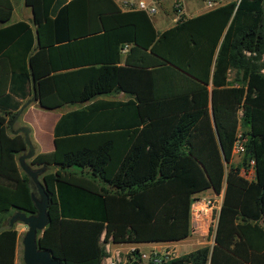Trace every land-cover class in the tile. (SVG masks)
<instances>
[{
    "label": "trees",
    "instance_id": "obj_1",
    "mask_svg": "<svg viewBox=\"0 0 264 264\" xmlns=\"http://www.w3.org/2000/svg\"><path fill=\"white\" fill-rule=\"evenodd\" d=\"M23 1L29 24L9 23L12 6L0 0V219L34 212L16 164L24 141L7 134L5 116L27 100L84 104L58 117L53 150L29 160L46 169L40 248L62 264H100L108 243L182 241L192 196L210 190L221 194L212 244L157 264H264V0L179 14L161 32L112 0ZM112 91L132 98L92 100ZM239 130L244 151L232 164ZM249 160L247 181L239 170ZM16 236L0 230V264H14ZM125 264H143L138 249Z\"/></svg>",
    "mask_w": 264,
    "mask_h": 264
},
{
    "label": "crops",
    "instance_id": "obj_2",
    "mask_svg": "<svg viewBox=\"0 0 264 264\" xmlns=\"http://www.w3.org/2000/svg\"><path fill=\"white\" fill-rule=\"evenodd\" d=\"M112 1L114 2V4L117 6V8L121 12L129 11V10H124L121 8V2L123 0H112ZM133 1H137V0H133ZM142 1L153 6L155 9H156L157 3L159 2V0H142ZM230 1H236V0H224L222 2H217V5H222V4H225V3L230 2ZM9 2L12 6V13H11L9 23H16L19 21H23V22H26L27 24H29L30 22H28V21L31 20V13H30V9L24 5V1L23 0H17L18 7L16 10L14 9V5H13L14 0H9ZM186 4H187V2L185 3V5ZM200 7L201 6H199V8ZM197 9H198V7H197ZM193 10L194 9H190V11H188L187 14H184L183 9H182L181 15L184 18H190V17H194V16L202 13L200 11H199V13H193ZM154 14L150 15V16H148L146 14L145 15L148 16V18L151 21L152 26H153L155 31H156L155 24L158 25L162 31L172 26V25L165 26L167 23V19H168V17L166 15L163 14L161 16L155 17ZM13 15H15L14 19H12ZM175 17H176L175 18V21H176L177 16H175ZM129 98H132V96H129L127 94H124V93H121L118 91H112L109 94L98 95V96L94 97L92 100L101 99V100H107V101H110V100L111 101H126ZM24 104H25V106H24L23 110L20 112V114H18L17 113L18 111H17L15 113L14 117L10 116L12 114L5 116L6 131H7V134L9 136L20 135L22 137V134L19 133L18 130L22 127L27 128L29 142H30L31 146L33 147L34 155L38 154V153H47V152L52 151L53 150L52 129H53L54 123L56 122L58 117L61 114L72 111V110L77 109V108L81 107L82 105H84V104H65V105H62L61 107H59L57 109L45 110V109H41L38 107L37 101L27 100V101L22 102V105H24ZM60 109L62 111H59L55 115L52 114V112L58 111ZM17 114H18V116H17ZM44 136L47 138L46 139L48 142V145L46 144L47 146H45L43 141H42V138ZM19 155H20V153L16 155V159ZM26 164H29V160L26 161ZM31 168L37 169L39 167L31 166ZM44 171H46L45 168H44ZM207 195H210V197L211 196L214 197L213 196L214 194H212V192L210 190L195 194L193 196H199L200 198H207V197H209ZM218 200H219V205H220L221 197ZM217 213L218 212L216 211V216H217ZM204 229H205L204 223L202 226L199 223V231H200L199 236L202 237V235H204L202 232V231H204ZM193 233L194 232H192L191 234H193ZM177 243L178 242L147 243V244L153 245L149 249V250H151V249H157L158 247H169V246H172V245L177 244ZM108 244H111V243H108ZM108 244H106L105 246H107ZM211 244H212V242H211ZM113 245L118 246V247L121 245L125 246L126 251H130V250H133L135 248L139 250L138 246L140 244H113ZM106 250H107V248L105 249V251ZM14 264H15V260H14Z\"/></svg>",
    "mask_w": 264,
    "mask_h": 264
},
{
    "label": "rangeland",
    "instance_id": "obj_3",
    "mask_svg": "<svg viewBox=\"0 0 264 264\" xmlns=\"http://www.w3.org/2000/svg\"><path fill=\"white\" fill-rule=\"evenodd\" d=\"M222 1H224V0H159V2L156 5L154 16L157 17V16H161L163 14L166 15L168 17V19H167V23L165 26H170V25L174 24L175 18H176L175 16H178L179 14H181L182 9H183L184 14H187L188 11H190V9H194L193 13H199V11L204 12L208 9L205 5L207 2L211 3L213 6H216L217 2H222ZM186 2H187V4L185 5ZM13 5H14V9L16 10L18 7L17 0H14ZM196 6L198 7V9ZM199 6H201V7L199 8ZM174 10H176V11H174ZM14 18H15V15H13L12 19H14ZM155 29L157 32L162 31L161 28L156 24H155ZM232 75H233V73L231 72L229 74V78H231ZM59 111H62V110L60 109L58 111H54V112H52V114L55 115ZM20 112L18 114H20ZM18 114H17V116H18ZM238 133H241L240 130L238 131ZM46 139L47 138L45 136L42 138V141H43L45 146L48 145V142ZM238 161H239V159L238 160L237 159H231L232 164H236V163H238ZM41 176H42V174L38 176L39 182L41 181ZM28 182H29V179H28ZM31 187H32V185H31ZM207 196H209V197H207V199L208 198L210 199L212 197V196L210 197V195H207ZM220 196H221V194L218 197H216L217 198L216 201H218ZM11 215L6 214V215L2 216V218L0 219V230H3L5 228H9L8 227V218ZM215 219H216V209L213 210L212 213L209 216H207V218L204 219L205 229H204V231H202L204 234V235H202V237L199 236L200 231L198 229L193 234H189V237L187 239L180 241L177 244H174V245L169 246V247H158L157 249L149 250L153 245L140 244L138 246V248L140 250L139 252L143 253V254H147L149 251H156L157 253L162 254L163 252L167 251V252H169L171 257H176V256H180L182 254H185L189 251H192V250H194L200 246L210 245L212 242V234H213ZM11 228H13L17 233L15 255H14L15 264H23L21 239L24 235V232L26 231V228L20 224H13V226ZM80 228H83L87 231L86 234H84V236L82 237L83 238L82 242H81L82 246L83 247L91 246L92 242L90 239H91L93 232L95 231V227L86 225V226H83ZM107 246L104 247L105 249L107 248V250H106L107 259L113 260V258L117 257L119 260L117 264H125V255L127 252H129V251H126L125 246L121 245L118 247V246H115L113 244H108ZM144 263L145 262H143V264Z\"/></svg>",
    "mask_w": 264,
    "mask_h": 264
},
{
    "label": "water",
    "instance_id": "obj_4",
    "mask_svg": "<svg viewBox=\"0 0 264 264\" xmlns=\"http://www.w3.org/2000/svg\"><path fill=\"white\" fill-rule=\"evenodd\" d=\"M32 82L33 80L31 78V83ZM32 94H34L33 90ZM24 106L25 104L21 105L17 113H19ZM210 119L218 143L211 111ZM18 132L22 134L25 149L17 157L16 163L20 171L29 179V183L32 185L30 199L34 207V212L25 213L21 210H15L8 219V227L11 228L13 224H20L26 228L21 239L23 264H62L57 259L53 258L49 251L40 248L37 243L38 237L48 224V196L44 190V186L38 181V176L45 171L43 166L33 169L31 165L26 164V161L34 156V151L29 142L27 128L22 127Z\"/></svg>",
    "mask_w": 264,
    "mask_h": 264
},
{
    "label": "built area",
    "instance_id": "obj_5",
    "mask_svg": "<svg viewBox=\"0 0 264 264\" xmlns=\"http://www.w3.org/2000/svg\"><path fill=\"white\" fill-rule=\"evenodd\" d=\"M206 7L208 9L214 7L211 3L207 2ZM121 8L124 10H135L143 12L144 14L150 16L155 13V8L142 0H123L121 2ZM241 112H238V117H240ZM244 151V139L241 137L240 133L236 134V137L233 141L232 149H231V159H239ZM239 175L247 180L250 181L253 179L254 176V169H253V161L249 160L246 163L245 168H240ZM219 196V195H218ZM217 195L214 197L208 198H200L199 196H192L191 204H190V232H195L199 229V223L201 226L204 223V219L209 216L213 210L216 209L218 212L219 208V200L216 201ZM221 197V196H220ZM192 228V229H191ZM171 257L169 252L165 251L162 254L157 253L156 251H149L147 254H143L139 252L140 261L144 264L152 263L157 264L160 260L167 259ZM118 258L115 257L113 260H109L105 258L100 264H117Z\"/></svg>",
    "mask_w": 264,
    "mask_h": 264
}]
</instances>
